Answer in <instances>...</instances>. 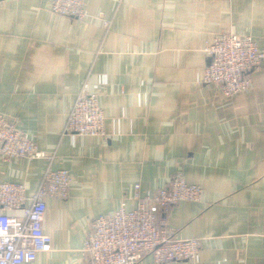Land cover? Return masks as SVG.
Instances as JSON below:
<instances>
[{
  "label": "crops",
  "instance_id": "obj_1",
  "mask_svg": "<svg viewBox=\"0 0 264 264\" xmlns=\"http://www.w3.org/2000/svg\"><path fill=\"white\" fill-rule=\"evenodd\" d=\"M49 1H0V114L45 153L0 158V184H23L28 207L44 172L71 180L66 200L46 198L50 250L30 264H82L98 217L134 209L177 173L203 195L166 222L200 251L164 264H264V60L246 94L202 82L216 34L264 51V0H88L83 21L52 14ZM79 94L96 95L105 138L64 133Z\"/></svg>",
  "mask_w": 264,
  "mask_h": 264
},
{
  "label": "built area",
  "instance_id": "obj_2",
  "mask_svg": "<svg viewBox=\"0 0 264 264\" xmlns=\"http://www.w3.org/2000/svg\"><path fill=\"white\" fill-rule=\"evenodd\" d=\"M87 1L50 0L48 9L52 14L83 21ZM203 52L208 59L203 84L217 86L224 98L251 91L249 74L264 60V51L258 49L252 37L219 33L205 44ZM104 125L96 95L79 94L64 133L101 139L106 137ZM0 158L34 161L44 159L45 153L15 126L13 118L0 114ZM70 185L68 171H46L31 203L25 207L28 197L23 184H0V264H30L37 254L50 250L51 240L43 230L46 198L66 200ZM202 195V189L188 184L181 173L153 193L144 197L137 194L134 209L128 210L122 203L112 214L93 222L84 241L82 264H140L147 256L151 264L193 262L200 251V241L174 239V230L165 217L179 202L199 203ZM13 210H22L23 218L11 216L9 212Z\"/></svg>",
  "mask_w": 264,
  "mask_h": 264
},
{
  "label": "water",
  "instance_id": "obj_3",
  "mask_svg": "<svg viewBox=\"0 0 264 264\" xmlns=\"http://www.w3.org/2000/svg\"><path fill=\"white\" fill-rule=\"evenodd\" d=\"M0 1H3V0H0Z\"/></svg>",
  "mask_w": 264,
  "mask_h": 264
}]
</instances>
